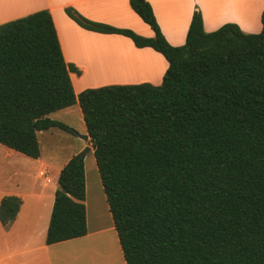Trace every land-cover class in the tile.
Segmentation results:
<instances>
[{
  "label": "trees",
  "instance_id": "obj_1",
  "mask_svg": "<svg viewBox=\"0 0 264 264\" xmlns=\"http://www.w3.org/2000/svg\"><path fill=\"white\" fill-rule=\"evenodd\" d=\"M153 30L92 22L152 48L169 67L150 83L88 88L76 95L48 10L0 25V144L40 157L38 133L66 125L49 116L79 105L127 264H264V10L262 30L234 23L206 32L196 10L174 47L147 0H129ZM84 155L61 170L48 245L87 234ZM22 199L0 202L9 228Z\"/></svg>",
  "mask_w": 264,
  "mask_h": 264
},
{
  "label": "crops",
  "instance_id": "obj_2",
  "mask_svg": "<svg viewBox=\"0 0 264 264\" xmlns=\"http://www.w3.org/2000/svg\"><path fill=\"white\" fill-rule=\"evenodd\" d=\"M169 44L183 46L196 10L203 17L206 32L227 23L245 33L262 30L264 2L255 0H147ZM221 6V7H220ZM73 8L86 19L116 28L131 29L152 38L153 30L131 8L129 0H0V25L48 10L53 18L64 59L79 72H71L78 95L85 89L108 85L150 83L160 85L169 67L165 57L152 48H137L131 39L82 28L67 16ZM220 7V8H219ZM223 8V9H222ZM82 123L73 138L55 131L38 133L40 157L29 158L0 144V202L6 196L22 199L20 211L7 229L0 221V264H127L106 200L94 149L79 105L61 110L72 121L73 108ZM57 132V131H56ZM87 136V140L83 138ZM84 155L85 236L48 245L47 231L58 190L61 170L74 156ZM46 171L47 178L40 176Z\"/></svg>",
  "mask_w": 264,
  "mask_h": 264
},
{
  "label": "rangeland",
  "instance_id": "obj_3",
  "mask_svg": "<svg viewBox=\"0 0 264 264\" xmlns=\"http://www.w3.org/2000/svg\"><path fill=\"white\" fill-rule=\"evenodd\" d=\"M76 109H78V108L77 107L73 108L74 119H72V121L66 119L63 116V112H60V111L51 114L49 117L52 120H57V121L65 123V124H66V122H68L67 124H69V126L71 125V127H73L76 130L80 131V130H82L83 126H82L81 120L79 119V116L76 115V113H77ZM50 131H55L54 133H61L62 135L66 136V137L73 138V136L70 135L68 132L61 131L59 128H53L51 130H48V132H50Z\"/></svg>",
  "mask_w": 264,
  "mask_h": 264
},
{
  "label": "bare ground",
  "instance_id": "obj_4",
  "mask_svg": "<svg viewBox=\"0 0 264 264\" xmlns=\"http://www.w3.org/2000/svg\"><path fill=\"white\" fill-rule=\"evenodd\" d=\"M256 1V7H257V9L258 8H260L261 6H262V4H263V2H264V0H255ZM221 7V6H220ZM219 7V8H220ZM223 9V8H222Z\"/></svg>",
  "mask_w": 264,
  "mask_h": 264
},
{
  "label": "built area",
  "instance_id": "obj_5",
  "mask_svg": "<svg viewBox=\"0 0 264 264\" xmlns=\"http://www.w3.org/2000/svg\"><path fill=\"white\" fill-rule=\"evenodd\" d=\"M40 176L44 177V178H47V173L46 171H40Z\"/></svg>",
  "mask_w": 264,
  "mask_h": 264
},
{
  "label": "water",
  "instance_id": "obj_6",
  "mask_svg": "<svg viewBox=\"0 0 264 264\" xmlns=\"http://www.w3.org/2000/svg\"><path fill=\"white\" fill-rule=\"evenodd\" d=\"M83 138H84L85 140H87L88 137H87V136H83Z\"/></svg>",
  "mask_w": 264,
  "mask_h": 264
}]
</instances>
